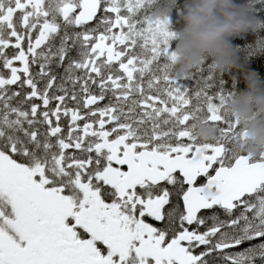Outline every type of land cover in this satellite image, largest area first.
Returning a JSON list of instances; mask_svg holds the SVG:
<instances>
[{"label":"snow or ice","instance_id":"obj_1","mask_svg":"<svg viewBox=\"0 0 264 264\" xmlns=\"http://www.w3.org/2000/svg\"><path fill=\"white\" fill-rule=\"evenodd\" d=\"M158 3L0 0V264L264 262V152L212 67L174 76Z\"/></svg>","mask_w":264,"mask_h":264},{"label":"clouds","instance_id":"obj_2","mask_svg":"<svg viewBox=\"0 0 264 264\" xmlns=\"http://www.w3.org/2000/svg\"><path fill=\"white\" fill-rule=\"evenodd\" d=\"M261 0H184L177 23L183 27L174 31L172 42L176 43L173 74L177 79L198 70L208 60L220 74L232 70L243 73L246 85L236 92L223 106V114L237 122L241 138L236 150L250 159L264 152V79L258 73L245 70L239 63L232 40L249 32L264 28V21L256 16L255 5ZM180 0H163L152 13L153 23L169 19ZM233 82L236 80L234 78ZM196 136L202 143L216 140L215 127L199 124Z\"/></svg>","mask_w":264,"mask_h":264},{"label":"trees","instance_id":"obj_3","mask_svg":"<svg viewBox=\"0 0 264 264\" xmlns=\"http://www.w3.org/2000/svg\"><path fill=\"white\" fill-rule=\"evenodd\" d=\"M160 3H163V0H159ZM237 3H246L247 0H236ZM184 0H180L179 5L176 9L173 10V13L170 17V28L172 31H177L183 27L182 23H177V20L179 18V12L182 9ZM256 9V16L264 21V0H261L260 3L255 5ZM232 44L234 48L237 50V57H238V63L245 69V70H251L259 74L261 79H264V28L260 29L256 32H249L247 35L243 37H237L232 40ZM176 47V43L173 41L171 42V49L174 51ZM212 60L208 59L203 67L205 68V71L203 73L204 76H207L210 71L209 68H211ZM193 73L196 72V70H192ZM215 78L217 82L222 77L225 81V89L229 90L232 93H236L238 91H243L246 87L243 79V73L232 70L230 72H227L225 74H220L214 70ZM197 75H200L197 73ZM236 80L234 83L233 80ZM186 83H190V86L195 88L196 81L195 79H188L185 80ZM217 87L219 85L217 84ZM217 88L209 89V92H215ZM247 245H243L240 250L247 249ZM200 249H197L199 251ZM210 264H220V261L215 258H210ZM256 264H264V262L257 259Z\"/></svg>","mask_w":264,"mask_h":264},{"label":"flooded vegetation","instance_id":"obj_4","mask_svg":"<svg viewBox=\"0 0 264 264\" xmlns=\"http://www.w3.org/2000/svg\"><path fill=\"white\" fill-rule=\"evenodd\" d=\"M181 83L184 84V83H185V80L181 81ZM189 88H190V89H194L192 86H189ZM62 123H63V121H62ZM81 123H83V122H81ZM220 215H221V218H222V219H227V217L224 215V213H223L222 210L220 211ZM254 243H255V242H254Z\"/></svg>","mask_w":264,"mask_h":264},{"label":"bare ground","instance_id":"obj_5","mask_svg":"<svg viewBox=\"0 0 264 264\" xmlns=\"http://www.w3.org/2000/svg\"><path fill=\"white\" fill-rule=\"evenodd\" d=\"M184 85L186 86V87H188L189 88V86H190V83H184ZM246 250V249H245Z\"/></svg>","mask_w":264,"mask_h":264}]
</instances>
